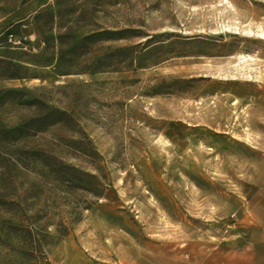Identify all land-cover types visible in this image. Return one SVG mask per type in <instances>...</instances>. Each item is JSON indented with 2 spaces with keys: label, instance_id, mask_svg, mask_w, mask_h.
Listing matches in <instances>:
<instances>
[{
  "label": "rangeland",
  "instance_id": "1",
  "mask_svg": "<svg viewBox=\"0 0 264 264\" xmlns=\"http://www.w3.org/2000/svg\"><path fill=\"white\" fill-rule=\"evenodd\" d=\"M68 26L76 35L132 28L137 36L100 45L140 43L126 52L138 57L56 76L50 36ZM262 33L264 0H0V88L46 91L77 123L0 146L52 152L106 188L97 197L0 160L1 198L16 202L0 206V264H43L80 225L103 222L139 226L182 260L227 235L235 200L264 188ZM8 62L28 66L18 71L28 77L6 78ZM35 113L10 100L0 126ZM86 138L98 154L70 142Z\"/></svg>",
  "mask_w": 264,
  "mask_h": 264
},
{
  "label": "trees",
  "instance_id": "2",
  "mask_svg": "<svg viewBox=\"0 0 264 264\" xmlns=\"http://www.w3.org/2000/svg\"><path fill=\"white\" fill-rule=\"evenodd\" d=\"M86 13L85 10H82L79 17L85 16ZM134 33L136 32L132 28H125L120 30L105 29L76 35L73 27L68 26L65 32L50 36L53 40V46L55 45L54 42L58 41L59 48L55 52L57 56L49 60L46 65L52 67V72L56 76H66L82 73L93 75L107 70L115 61L119 62V59L124 57L133 63L138 56H128L126 52L139 47L140 43L116 48L110 46L104 47L100 43L137 36ZM10 34H13V32H10ZM6 64L8 66L11 65L13 68L12 72L5 76L6 78L22 79L28 77L27 74L23 75L18 72L20 69H28V66L17 63L9 64V62ZM45 92L43 91L39 96H32L30 95V90L27 88H0V105L10 100H15L21 105L36 108L34 115L25 118L16 126H0V145H6L9 142L18 143L28 136L46 131L53 125L65 124L70 127L77 125L72 113L67 109L53 106L50 103L51 99L47 98ZM70 142L74 144H87L91 150H82L86 156L91 157L98 154L89 139L86 142L82 139L71 140ZM1 148L0 160L7 159L16 165L31 168L46 183L56 182L65 185L71 190L90 191L97 197H101L104 194L106 188L98 175L66 163L59 155L32 147H21L13 150ZM9 203L16 204L14 200H6L1 198L0 195V206L7 205L9 207ZM66 234H68V231H64L63 235ZM28 235L32 242H36L33 232L30 231Z\"/></svg>",
  "mask_w": 264,
  "mask_h": 264
},
{
  "label": "crops",
  "instance_id": "3",
  "mask_svg": "<svg viewBox=\"0 0 264 264\" xmlns=\"http://www.w3.org/2000/svg\"><path fill=\"white\" fill-rule=\"evenodd\" d=\"M235 205L231 231L215 245H197L187 260L178 257L173 243L146 241L139 226L103 222L80 225L43 264H264V188L237 198Z\"/></svg>",
  "mask_w": 264,
  "mask_h": 264
},
{
  "label": "bare ground",
  "instance_id": "4",
  "mask_svg": "<svg viewBox=\"0 0 264 264\" xmlns=\"http://www.w3.org/2000/svg\"><path fill=\"white\" fill-rule=\"evenodd\" d=\"M262 34L264 35V33H262ZM262 34H261V35H262Z\"/></svg>",
  "mask_w": 264,
  "mask_h": 264
}]
</instances>
